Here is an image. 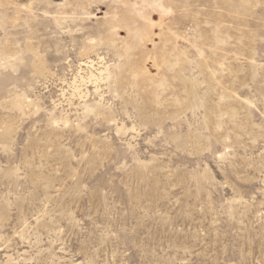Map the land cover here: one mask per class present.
<instances>
[{
    "label": "rangeland",
    "instance_id": "374dc122",
    "mask_svg": "<svg viewBox=\"0 0 264 264\" xmlns=\"http://www.w3.org/2000/svg\"><path fill=\"white\" fill-rule=\"evenodd\" d=\"M0 264H264V0H0Z\"/></svg>",
    "mask_w": 264,
    "mask_h": 264
}]
</instances>
